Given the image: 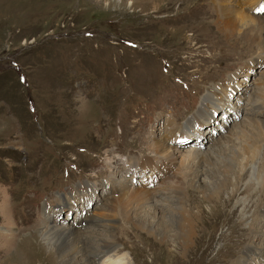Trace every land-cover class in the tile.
<instances>
[{
    "label": "rangeland",
    "instance_id": "1",
    "mask_svg": "<svg viewBox=\"0 0 264 264\" xmlns=\"http://www.w3.org/2000/svg\"><path fill=\"white\" fill-rule=\"evenodd\" d=\"M240 1L264 22V9L254 12L253 2ZM234 2L0 0V264H82L78 254L65 262L49 253L42 231L88 224L102 232L88 221L106 213L100 209L113 188L109 179L142 190L144 197L158 190L159 212L173 204L193 209L190 215L200 212L198 235L186 257L114 213L108 218L111 231H103L111 232L122 250L119 257L108 253L112 261L264 264V204L249 166L245 173L236 166L239 190L228 206L217 208L179 182L186 173L177 159H162L149 149L156 141L168 151L202 153L225 140L221 151L228 159L246 143L262 146L258 130V139L250 142L251 126L243 118L264 120L261 110L250 113L264 82V53L255 40L247 42L244 26L230 21L243 9ZM260 29L258 35L264 33ZM240 34L245 38L236 44L232 37ZM209 88L231 92L210 111L203 100ZM199 108L212 117L190 136L180 125H188ZM182 135L188 140L178 141ZM248 145L238 150L232 166L250 153ZM146 160L153 168L136 170ZM206 181L197 180L201 187ZM240 198L247 199L246 216L255 224L241 219ZM84 259L106 264L95 253Z\"/></svg>",
    "mask_w": 264,
    "mask_h": 264
},
{
    "label": "bare ground",
    "instance_id": "2",
    "mask_svg": "<svg viewBox=\"0 0 264 264\" xmlns=\"http://www.w3.org/2000/svg\"><path fill=\"white\" fill-rule=\"evenodd\" d=\"M248 1L249 3L253 2L251 6V10L253 9L254 12L261 13V11L264 9V0H248ZM234 3H236L237 5H241L243 9L242 10L237 9L236 15L234 16L235 19H231V17L229 16L230 21L235 20V22H238L240 25L244 26L245 31L248 34V40L246 39L247 42L249 41L251 44H253L255 40V43H257L258 47H260L264 53V33L260 35H258L257 33L260 32L261 30L260 28H264V22L262 16H253L252 14H248L249 6H247L248 8H246V6L240 0L237 1L235 0ZM238 14H239V18H237ZM242 37L245 38L244 34L243 35L240 34L236 37H232V39L235 40L236 44H240L242 43L241 42ZM225 38L227 37L225 36ZM227 46L228 45H226V48L228 49ZM249 68H250L249 66H246L247 71L250 70ZM235 86L236 83L232 84V86L229 87L228 90H233ZM257 89H258L257 99L264 98V82L262 86L257 87ZM230 93L228 91H225L224 93L221 90H217V88L216 89L209 88V94L205 95L203 99L205 100L204 102L206 108L209 109V106L213 105L212 108L215 109L217 105H219L218 102L222 101L223 98L229 97L228 94ZM257 99L254 102H250V109H251L250 113H253L254 110L257 111L261 110V112L264 113V103H259V100L257 101ZM225 101L226 99L223 100V102ZM207 109L203 110L199 108V110L195 113L196 116H194L188 121L189 124L185 125L186 123H184L183 125H180V128L184 129L183 131H185V133L187 134L192 129H194V131L196 132L201 130L200 128L202 123L205 122L207 119L210 120L212 117V115L210 114L209 117H206ZM210 110L211 109H209V111ZM200 117L202 120L200 119ZM243 119L244 121H248L249 122L248 125L251 126L249 131L250 133L253 134V135L251 134L253 138H251L250 142L258 139L255 137L256 135L257 136L259 135L257 132L258 130L262 138V142H261L262 146L256 149L255 145L253 144L251 145H248V143L244 144V147L242 146V149L239 148L240 151L241 150L243 151L244 149L246 151V147L248 145V149L250 153L244 155L243 160H241L237 165L234 164L232 166L233 159H235L238 156L240 151H238L239 150L238 149L237 151H235V153L233 152L234 154H232V156L230 155L228 156V159H225L221 151L222 147L227 144L225 140L222 141L223 144L218 143V141L216 140V144L214 143L212 145L210 151L202 152V153L197 150L193 152H186L183 154L180 153L179 149L168 151L164 143L162 144L156 141L152 144H149V149L151 151H154L157 155L159 154L162 157V159L163 157H166L169 161L178 160L179 165L178 164L177 165L183 169L184 173H186V178L183 177L184 179L183 178L179 179V182L187 183L193 186V189L198 190L197 192L200 193L203 200H206L207 202L209 201L208 204H212V205L214 204V207L217 208L218 205L223 207L228 206L227 204L230 202V200H232L235 197L236 192L239 190L238 187L239 181L242 180V177L240 175L242 172L245 171V168L249 166L247 172L249 171L250 176L254 178L255 180L254 182H256L258 189L260 190V191L257 190V197L259 196V200L260 199L263 200L262 204H264V120L259 119L257 117H253L252 114L244 117ZM171 125L172 122L168 123V126ZM178 128L179 126L175 127V129ZM189 135L193 136L194 134L190 132ZM187 137H185V139H188ZM183 140H178V141H183ZM181 143L183 142H180L179 144ZM203 162L209 163L210 167L203 166ZM138 164L140 166L138 168L136 167V170L144 167L146 168L150 167L151 169L153 168L148 160H146L145 163L140 162ZM162 165L158 167L159 170H161L165 166L163 165L162 167ZM236 166L238 167L240 166L239 170L241 173L237 171ZM201 177L207 180L204 187L199 186L197 182L198 178ZM109 184L110 186H113V188L109 189V192L107 193L108 195H110L109 197H106L107 194L104 196V203L102 204L103 207H101L100 209V210L103 209L102 212H106V213L99 214V216H101L100 221H96L95 220L96 216L93 215L89 216V221H88L89 223L98 225L102 232H99L94 226H89L88 224L85 227L79 226L78 229L77 227H68L66 230H61L59 228H56L55 225L53 227L46 228L45 230L43 229L41 237L44 243H46V246L49 247L48 248L50 251L49 253L52 252L56 254L55 255L56 257H60L61 261H65V262H69V261L73 262L76 258V255L78 254L81 256V258L79 259L81 263L88 264L87 263L88 261L86 262L84 257H87L91 253H95L98 262H106V264H127L125 263V261L124 262L119 261V263H117V261L116 262L112 261L113 257H111L108 253L113 252L114 256L119 257V255L122 254V250L120 251V248H117V246L112 242L110 235L111 232L109 234L103 233V231L105 232L111 231V223L108 218H111L114 215V213L119 212L125 218V220L132 223V225L138 228L139 230H141V232L151 235L153 238L158 239L160 243L165 244L167 247L169 245L172 246L175 253L177 252V255H179L180 257L187 256L193 241L196 240L198 235L197 234V229L199 226L198 221L200 220V212L198 210H196L193 213V215H190L193 209L187 211L188 209H186V207L184 208V206L180 207L178 206V204H173L171 206V209L169 208L167 209L169 211L162 213L159 212L156 207V204H158L160 201L157 200V198L162 197V193L159 194L158 196H155L156 194L159 193V192L157 193L158 190L156 191L150 190L148 195L144 197L143 196L144 192L142 190L138 192V189H134V190L125 189V187L122 184H115L112 181V179H109ZM92 188L95 189L94 187L89 186V189ZM173 188L174 187H172V189ZM170 190H168V192ZM77 192L80 193L79 190ZM222 193H226L228 195V200H229L228 202H226V200L224 202L222 201ZM238 201L239 200H237V202ZM240 201L243 202V206L239 210L241 219H243L244 222L246 223L247 220L244 219L246 217L248 219V222L255 224L254 217L251 220L250 218H248V216H246L248 213L247 212L248 205H246V202H248L247 199L240 198ZM103 215H105L104 218H102ZM89 238H91V240ZM95 238H98V240H95ZM170 248H168L169 252H170ZM246 251L247 250L243 251L241 255L242 259L240 261H242L243 263H245L248 259ZM67 264H73V263H67ZM91 264H94V262H91ZM233 264H239V263L236 260L235 262H233Z\"/></svg>",
    "mask_w": 264,
    "mask_h": 264
}]
</instances>
